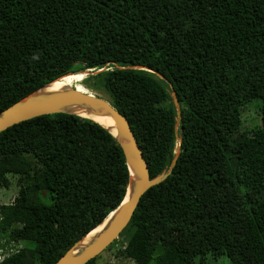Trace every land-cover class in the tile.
Returning a JSON list of instances; mask_svg holds the SVG:
<instances>
[{
	"label": "trees",
	"instance_id": "trees-1",
	"mask_svg": "<svg viewBox=\"0 0 264 264\" xmlns=\"http://www.w3.org/2000/svg\"><path fill=\"white\" fill-rule=\"evenodd\" d=\"M107 63L87 80L128 121L151 178L172 159L166 84L115 66L163 75L182 116L176 165L140 198L117 257L264 264V0H0V112L60 76ZM246 107L257 116L247 128ZM7 175L19 191L0 204V264H55L127 185L114 139L65 114L0 133V189Z\"/></svg>",
	"mask_w": 264,
	"mask_h": 264
},
{
	"label": "water",
	"instance_id": "water-1",
	"mask_svg": "<svg viewBox=\"0 0 264 264\" xmlns=\"http://www.w3.org/2000/svg\"><path fill=\"white\" fill-rule=\"evenodd\" d=\"M110 64L107 63L97 70L69 72L32 91L0 112V133L40 116L65 114L96 123L114 139L122 151L127 170V185L122 201L97 226L77 240L55 264H86L111 246L130 222L142 195L166 180L181 153L182 116L179 101L172 85L157 71L140 65L115 66L119 70L147 72L166 84L165 90L174 110L172 159L167 167L152 178L128 121L113 107L110 100L87 91L80 92L73 86H57L67 76H94L104 72Z\"/></svg>",
	"mask_w": 264,
	"mask_h": 264
},
{
	"label": "rangeland",
	"instance_id": "rangeland-1",
	"mask_svg": "<svg viewBox=\"0 0 264 264\" xmlns=\"http://www.w3.org/2000/svg\"><path fill=\"white\" fill-rule=\"evenodd\" d=\"M86 80V81H85ZM67 84L69 86L76 87L78 91L91 93L95 96H99L101 98H104L106 100H110L108 94L102 90V89H95L94 87L90 86V81L87 80V77L80 75V76H74L71 78H68L66 80ZM88 87H87V86ZM254 105V104H253ZM243 118H244V127L247 128L251 124H254V122L257 119L256 114L253 113L252 110L249 107H246L243 110ZM8 176V179L10 181L9 187L6 189H0V204L9 205L12 203V200L14 199L16 193L19 191L18 183H17V177L15 176ZM17 196V195H16ZM123 244L121 243V240L115 241L114 245H111L110 250H105L102 252L101 257L98 258L97 264H127L128 261H122L119 257H117V250L121 249ZM108 251V252H107ZM209 264H228L226 259L219 258L216 261H211Z\"/></svg>",
	"mask_w": 264,
	"mask_h": 264
},
{
	"label": "bare ground",
	"instance_id": "bare-ground-1",
	"mask_svg": "<svg viewBox=\"0 0 264 264\" xmlns=\"http://www.w3.org/2000/svg\"><path fill=\"white\" fill-rule=\"evenodd\" d=\"M80 75H82V74H75V75L67 76V77H65V78L63 79V82H59V83L57 84V86H61L62 84H63V85H67V86H69V85L67 84L66 80H67L68 78H71V77H74V76H80Z\"/></svg>",
	"mask_w": 264,
	"mask_h": 264
},
{
	"label": "clouds",
	"instance_id": "clouds-1",
	"mask_svg": "<svg viewBox=\"0 0 264 264\" xmlns=\"http://www.w3.org/2000/svg\"><path fill=\"white\" fill-rule=\"evenodd\" d=\"M10 176V175H9ZM8 177V176H7ZM18 193H16V195H17ZM16 195H15V197H14V199L16 198ZM13 199V200H14ZM13 200H12V202H13ZM21 245V244H20ZM19 245V248H21V246ZM10 250H13V249H10ZM3 257H5V254H3V251L0 249V260H2L3 259Z\"/></svg>",
	"mask_w": 264,
	"mask_h": 264
}]
</instances>
